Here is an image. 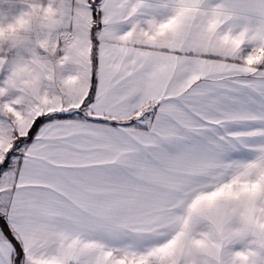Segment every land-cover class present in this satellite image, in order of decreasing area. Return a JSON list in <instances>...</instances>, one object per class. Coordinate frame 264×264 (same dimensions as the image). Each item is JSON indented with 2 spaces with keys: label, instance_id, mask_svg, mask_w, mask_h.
<instances>
[{
  "label": "snow or ice",
  "instance_id": "snow-or-ice-1",
  "mask_svg": "<svg viewBox=\"0 0 264 264\" xmlns=\"http://www.w3.org/2000/svg\"><path fill=\"white\" fill-rule=\"evenodd\" d=\"M0 264H264V0H0Z\"/></svg>",
  "mask_w": 264,
  "mask_h": 264
}]
</instances>
